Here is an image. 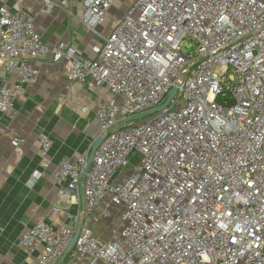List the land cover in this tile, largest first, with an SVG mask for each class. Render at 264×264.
Returning <instances> with one entry per match:
<instances>
[{"label": "built area", "instance_id": "2783aa9c", "mask_svg": "<svg viewBox=\"0 0 264 264\" xmlns=\"http://www.w3.org/2000/svg\"><path fill=\"white\" fill-rule=\"evenodd\" d=\"M113 3L84 0V27L95 33ZM53 8L45 0L41 13ZM92 51L52 49L70 64L69 84L116 96L97 110L95 151L52 175L75 210L60 230L36 223L19 246L39 243L36 264H58L79 227L66 264H264V0H133ZM47 53L31 16L0 8V79L19 78L0 86V115L37 82L31 62ZM39 144L46 155L49 137ZM114 212L115 236L96 237Z\"/></svg>", "mask_w": 264, "mask_h": 264}, {"label": "crops", "instance_id": "0c3cea01", "mask_svg": "<svg viewBox=\"0 0 264 264\" xmlns=\"http://www.w3.org/2000/svg\"><path fill=\"white\" fill-rule=\"evenodd\" d=\"M44 1L0 0V8L31 16L48 48L42 59L31 62L38 72L37 82L22 84L10 110L0 115V264H36L41 244L25 249L18 244L20 237L38 222L55 230L68 223L67 214L75 206L58 198L59 186L52 175L62 160L76 162L92 152L99 134L97 110L116 98L106 86L90 80L69 84L66 71L70 64L54 62L52 49L66 43L75 46L82 57L94 58L92 49L103 45L133 0H114L105 23L95 33L82 23L84 0H51L53 10L42 14ZM17 84L14 73L0 79V86ZM42 134L51 141L46 155L39 144ZM15 138L23 142L14 145ZM123 171L118 172L116 182L124 179Z\"/></svg>", "mask_w": 264, "mask_h": 264}, {"label": "rangeland", "instance_id": "374dc122", "mask_svg": "<svg viewBox=\"0 0 264 264\" xmlns=\"http://www.w3.org/2000/svg\"><path fill=\"white\" fill-rule=\"evenodd\" d=\"M137 162H138L137 159L131 160V165L129 166L130 171L132 170L133 166L137 165ZM123 172L125 174L123 177L125 178L129 174V170ZM119 228H120L119 212H114L111 218H105L104 220H101L99 223L95 224L92 227V231L96 237L110 239L113 236H115Z\"/></svg>", "mask_w": 264, "mask_h": 264}, {"label": "water", "instance_id": "95a60500", "mask_svg": "<svg viewBox=\"0 0 264 264\" xmlns=\"http://www.w3.org/2000/svg\"><path fill=\"white\" fill-rule=\"evenodd\" d=\"M175 92H176L175 89H173V90L171 91V93H170L169 96H168L167 101H166L161 107L157 108V109L154 110V111L148 112V113H146V114H144V115H142V116H145V115L151 114V113H153V112L160 111V110L164 109V108L168 105L169 101L171 100V98L173 97V95L175 94ZM142 116H140V117H142ZM140 117H137V119L140 118ZM99 143H100V140L97 139L96 142L94 143V146H93V149H92V153L95 151V149L97 148V146H98ZM90 159H91V157H90ZM79 233H80V228L78 227V228L76 229L75 235H74V237L72 238V240H71V242H70V244H69V246H68V248H67V250H66L64 256L62 257V259L59 261L58 264H61V263L64 261V259L66 258V256L70 253V251L72 250L73 245H74V243H75V241H76V239H77Z\"/></svg>", "mask_w": 264, "mask_h": 264}]
</instances>
